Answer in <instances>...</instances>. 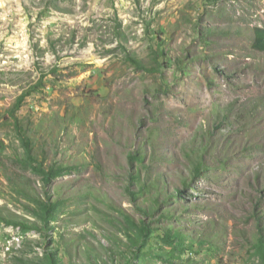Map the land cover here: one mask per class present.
<instances>
[{
	"label": "rangeland",
	"instance_id": "1",
	"mask_svg": "<svg viewBox=\"0 0 264 264\" xmlns=\"http://www.w3.org/2000/svg\"><path fill=\"white\" fill-rule=\"evenodd\" d=\"M255 27L264 29V0H0V213L43 226L9 180L26 176L44 195L23 168L19 124L46 167L75 168L47 187L64 202L52 230L0 222V264H44L50 248L62 264H89L88 251L110 264H171L161 258L171 229L184 249L175 264H262ZM139 153L145 167L131 160ZM139 171L158 183L134 202ZM126 216L152 228L140 259Z\"/></svg>",
	"mask_w": 264,
	"mask_h": 264
},
{
	"label": "trees",
	"instance_id": "2",
	"mask_svg": "<svg viewBox=\"0 0 264 264\" xmlns=\"http://www.w3.org/2000/svg\"><path fill=\"white\" fill-rule=\"evenodd\" d=\"M253 33H254L253 48L257 51L264 53V29L255 27L253 29ZM160 41L161 40H158L156 42V44L159 46H160ZM129 59L133 64H135L137 68H143V64H141L135 58L129 57ZM24 99L25 96L19 98L15 106V109L13 111V116H15L16 112L21 108ZM18 127L20 130V139L22 141L23 147L25 148V158L22 162L23 168L24 170L30 171L33 175L38 176L40 178L42 182V186L44 188V195H41L40 193L37 192V189L31 185L30 183L31 180L26 176H22L20 174L23 180H21L20 178L17 179L16 177L15 178L12 177L9 180L15 186L17 194H19V196L23 197L24 199L32 203V206L29 204L27 205L26 209L29 210L39 221H41L43 226L39 227L36 223L33 224L18 216L9 217L1 213H0V222L4 223L6 226L19 227L23 231V233H27L28 231L31 230L43 231V232L50 231L54 228L51 226V223H55L59 219L61 207L64 204V202L62 200H56L53 197L51 191L47 190V187L50 186L58 178L70 175L75 168L71 166L60 165L57 163L51 164L49 167H46L47 158L45 156H42L41 158L36 153L34 148L33 138L29 135V129H26L20 124ZM43 153H45V151H43ZM145 159L146 156L142 153H139L137 156L131 154V160H136L140 162L141 166L143 167H145V163H144ZM203 169H205V164L201 160L197 162L194 166L193 169L194 176L196 177L197 175L201 174ZM141 177H142V173L140 171L133 177V180L140 185L138 192L136 193L130 192V195L132 196L134 202H138L141 195L145 194L151 188L157 187L158 182H149L147 180L146 183H142ZM188 181L189 180L184 181V186L186 187L189 186ZM155 203L156 205H158L159 200L158 199L155 200ZM142 211L147 217H151V216L154 217L156 211L159 210H157V207L153 206L151 209L149 208L148 210H142ZM170 212L171 210H169L167 214H164V216L172 218ZM126 221H128L129 229H131L132 232H134L133 234H129L127 232L128 233L127 235L130 238L132 245L135 247L139 246L137 248V252H134L135 254L134 257L136 259H140L141 257L140 253L142 252V249L145 247L146 242L150 239L152 235V230H151L152 228L150 222L140 221L139 224H136L133 219L129 218V216H126ZM162 240L167 246H169L170 251L167 252L166 259L165 257L163 258V256L160 257L162 258V260L166 262L175 264L173 261L177 259L178 257L177 253L182 252V250H184L182 245L181 233L173 229L167 230ZM256 248H257L256 253L257 255H259V257H261L262 259L261 262L262 264H264V234L263 233H261L259 237V244H257ZM86 255L89 260V264H110L108 261L100 258L99 255H96L95 253L93 254L92 251H88ZM43 259H44L43 260L44 264L45 263L62 264L59 254L51 248L44 255Z\"/></svg>",
	"mask_w": 264,
	"mask_h": 264
}]
</instances>
